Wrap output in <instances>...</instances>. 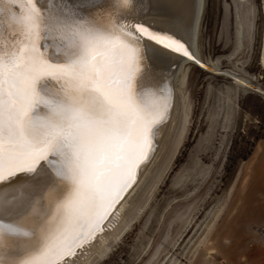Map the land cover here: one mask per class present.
I'll list each match as a JSON object with an SVG mask.
<instances>
[{"label":"snow or ice","instance_id":"1","mask_svg":"<svg viewBox=\"0 0 264 264\" xmlns=\"http://www.w3.org/2000/svg\"><path fill=\"white\" fill-rule=\"evenodd\" d=\"M187 16L186 0H0V264H81L115 226L166 135L176 57L212 72Z\"/></svg>","mask_w":264,"mask_h":264},{"label":"rangeland","instance_id":"2","mask_svg":"<svg viewBox=\"0 0 264 264\" xmlns=\"http://www.w3.org/2000/svg\"><path fill=\"white\" fill-rule=\"evenodd\" d=\"M236 5L203 0L196 50L264 90V3L251 0L252 29L239 50ZM181 77L190 108L183 143L149 204L121 240L106 244L108 256L90 264H264V95L194 63ZM175 214L189 218L185 228Z\"/></svg>","mask_w":264,"mask_h":264},{"label":"bare ground","instance_id":"3","mask_svg":"<svg viewBox=\"0 0 264 264\" xmlns=\"http://www.w3.org/2000/svg\"><path fill=\"white\" fill-rule=\"evenodd\" d=\"M202 2L203 0H186L187 3V12H188V23L191 26L192 31V40L191 47L197 58L205 63L199 57L195 40L197 36V28L200 20V15L202 11ZM236 12L238 19V50L243 48L250 37V32L252 29V17H253V9L251 6V0H244L246 3V8H242L239 5V0H236ZM264 3V0H262ZM195 4L198 7L193 8L192 5ZM264 11V7H263ZM264 14V13H263ZM262 51L260 54V63L264 65V22H263V30H262ZM187 63H194L193 61H187L184 58L176 57L172 70L175 72V106L172 110L171 121L168 125V129L164 139L159 143L156 152L151 160V162L147 165L146 170L140 175L139 182L137 185H134V190H130V195L126 196L125 201H122L123 207L120 208V216L115 222V226L110 230L108 235L104 236L96 245V248L93 249L89 254H87L81 264H90V260L96 255L99 256V259L102 260L106 255L111 251L110 247L107 248L106 244L113 239L114 243H117L121 240V237L124 235L126 229L130 226L134 219L142 213L144 208L151 199V195L154 190L159 185L161 179L171 166L172 160L177 153L178 149L181 147L184 137L187 132V127L189 123V109L185 106V99L181 97L180 90L184 84L185 77H181V80L178 79V75L183 67V65ZM210 68H212V72L215 74L224 75L228 78H231L234 82L240 83L245 87L264 95V90L260 89L257 85H254L252 81L254 78L248 75H242L236 73L233 70L227 69H219V61H210L209 63H205ZM199 66L198 64H196ZM200 67V66H199ZM254 82V81H253ZM179 86V87H178ZM190 101V100H189ZM188 105V104H187ZM191 107V106H190ZM177 123V126L181 129V133L177 134V126L174 128V124ZM119 207V206H118ZM175 221H178L181 228H185L188 223L189 218L186 216H179L177 214L174 215L173 218ZM171 225V224H170ZM158 226V225H157ZM168 229V228H167ZM156 232V231H155ZM166 238L170 236L169 231L165 233ZM173 237V236H172ZM169 237V238H172ZM168 238V239H169ZM170 240V239H169ZM175 241V240H174ZM172 242V241H171ZM168 243V242H167ZM171 244V243H170ZM168 244V245H170ZM108 256V255H107ZM98 261V259H97Z\"/></svg>","mask_w":264,"mask_h":264},{"label":"flooded vegetation","instance_id":"4","mask_svg":"<svg viewBox=\"0 0 264 264\" xmlns=\"http://www.w3.org/2000/svg\"><path fill=\"white\" fill-rule=\"evenodd\" d=\"M239 5L240 7L242 8H246V3L244 2V0H239ZM252 6V5H251ZM253 8V7H252ZM263 30V29H262ZM262 37V36H261ZM261 41H262V38H261ZM260 54H261V49H260V53H259V61H260Z\"/></svg>","mask_w":264,"mask_h":264}]
</instances>
